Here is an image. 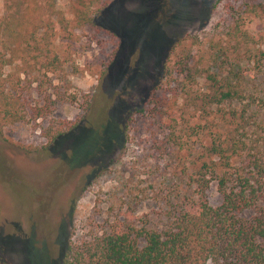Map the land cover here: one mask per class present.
<instances>
[{
    "label": "rangeland",
    "instance_id": "374dc122",
    "mask_svg": "<svg viewBox=\"0 0 264 264\" xmlns=\"http://www.w3.org/2000/svg\"><path fill=\"white\" fill-rule=\"evenodd\" d=\"M8 14L0 0V20ZM43 17L45 34L34 37L59 56L57 90L76 95L53 116L77 124L56 145L38 121L0 133V264H61L70 236L100 234L115 219L160 225L164 194H195L181 179L187 150L162 145L140 112L161 93L170 45L190 48L198 73L236 72L258 94L264 88V0H114L94 25L74 0H56ZM197 81L204 86L203 75ZM186 138L197 153L196 137ZM208 187L203 198L218 205L215 182Z\"/></svg>",
    "mask_w": 264,
    "mask_h": 264
},
{
    "label": "trees",
    "instance_id": "16d2710c",
    "mask_svg": "<svg viewBox=\"0 0 264 264\" xmlns=\"http://www.w3.org/2000/svg\"><path fill=\"white\" fill-rule=\"evenodd\" d=\"M55 1L5 0L9 14L0 20V133L38 121L47 145L77 124L53 116L58 103L75 102L76 95L57 90L59 56L34 37L38 29L45 34L42 13ZM74 1L82 21L94 25L114 0ZM177 45L168 47L162 63L161 93L150 94L140 112L152 120L162 145L187 150L181 179L195 194H164L160 225L115 219L100 234L70 236L61 264H264V88L258 94L236 72L198 73L194 53ZM199 75L202 87L195 86ZM213 111L216 123L209 120ZM184 136L196 137L197 153ZM212 181L218 205L203 198Z\"/></svg>",
    "mask_w": 264,
    "mask_h": 264
},
{
    "label": "flooded vegetation",
    "instance_id": "af4514ba",
    "mask_svg": "<svg viewBox=\"0 0 264 264\" xmlns=\"http://www.w3.org/2000/svg\"><path fill=\"white\" fill-rule=\"evenodd\" d=\"M66 136V135H65ZM64 136V137H65ZM63 138V137H62ZM62 138L61 139H59L54 145H56V144H58L61 140H62Z\"/></svg>",
    "mask_w": 264,
    "mask_h": 264
}]
</instances>
